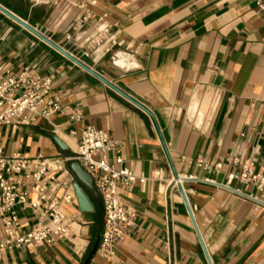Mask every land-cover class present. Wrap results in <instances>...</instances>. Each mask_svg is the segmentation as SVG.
I'll list each match as a JSON object with an SVG mask.
<instances>
[{"label": "crops", "instance_id": "0c3cea01", "mask_svg": "<svg viewBox=\"0 0 264 264\" xmlns=\"http://www.w3.org/2000/svg\"><path fill=\"white\" fill-rule=\"evenodd\" d=\"M0 2L64 45V34L83 13L52 0ZM91 10L95 18L106 14L117 45L83 59L152 114L0 11V66L53 76L52 94L63 105L32 124L0 126L3 151L70 156L92 125L122 143V161L112 151L109 162L149 177L119 189L121 201L135 212L131 235L113 258L96 249L89 264H210L200 235L213 264H264V206L256 208L247 196L264 200V186L230 178L244 165L264 175V10L252 0H97ZM114 51L128 59L115 64ZM76 114L79 120L72 119ZM69 163L63 164L71 170ZM155 171L159 178H151ZM58 175L70 183L58 194L74 195L62 205L71 218L70 236L8 250L0 264H85L103 226V201L95 187L81 183L94 209L80 210L75 173ZM177 175L200 235L173 185ZM19 213L25 231L35 218L30 209Z\"/></svg>", "mask_w": 264, "mask_h": 264}, {"label": "built area", "instance_id": "2783aa9c", "mask_svg": "<svg viewBox=\"0 0 264 264\" xmlns=\"http://www.w3.org/2000/svg\"><path fill=\"white\" fill-rule=\"evenodd\" d=\"M52 1L74 4L83 10L64 34L65 45L60 43L64 47L71 44L73 49L68 48L74 55L83 59V56L89 57L98 51L110 52L117 45L111 35V26L105 22L106 14L93 17L91 7L97 0ZM252 1L259 10H264V0ZM111 58L118 64L120 58L127 60L128 56L114 51ZM53 84L51 75L40 76L29 69L12 73L0 66V126L32 124L38 116L49 118L60 112L63 105L60 96L52 94ZM72 119L79 120L80 116L73 115ZM121 149L122 143L111 138L105 129L92 125L83 129L70 156L28 157L19 152L9 155L0 146V255L14 248L31 249L70 236L71 218L65 214L62 205L71 204L74 195L68 192L58 194L59 190L70 185L59 178L58 172L72 173L63 163L77 160L91 175L103 201V229L97 252L113 258L116 246L131 235L135 225V212L121 201L119 189L149 179L137 175L131 165L116 167L109 162L108 154L112 151L117 153V160L122 161ZM197 161L202 163L201 158ZM160 173L155 171L151 178H159ZM230 178L254 183L259 189L264 186V175L249 165H244L240 173H231ZM178 182L179 179L173 185L178 186ZM28 185L31 189L27 188ZM32 192L36 195L34 199L29 197ZM247 196L256 200V208L264 206V200L258 196ZM19 209H30L35 218L25 231H21Z\"/></svg>", "mask_w": 264, "mask_h": 264}, {"label": "water", "instance_id": "95a60500", "mask_svg": "<svg viewBox=\"0 0 264 264\" xmlns=\"http://www.w3.org/2000/svg\"><path fill=\"white\" fill-rule=\"evenodd\" d=\"M0 11L4 15L8 16L9 18L13 19L15 22L20 24L22 27L26 28L27 30H29L30 32L35 34L38 38H40L44 42L48 43L52 48H54L55 50H57L58 52H60L61 54H63L64 56H66L67 58L72 60L73 62H75L77 65H79L80 67H82L83 69H85L86 71H88L89 73H91L92 75H94L95 77H97L98 79L103 81L104 83H106L108 86H110L112 89H114L115 91L120 93L122 96H124L125 98H127L131 102H133L135 105H137L140 108L144 109L149 114H152V112L145 105H143L137 99H135L134 97H132L131 95L126 93L120 87H118L117 85L112 83L110 80H108L106 77H104L100 72H98L96 69H94V67H92L90 62H88L85 59H81L78 56L74 55L69 50L68 47L62 46L58 41H56V39H54L50 35L46 34L44 31H42L41 29L37 28L36 26L32 25V23L30 21H28L26 18L18 15L14 10H12L9 7L5 6L1 2H0ZM55 140H56V142L58 143V145L62 149H65V150L68 149V145H67V143L65 141H63L62 139H60L58 137H56ZM69 164H70L71 170L75 173V175L77 177V180L74 182V188H75V195H76V198H77V201H78L79 208L82 211H92L94 209V206L91 203L88 195L86 194V192L84 191V189L82 188V185H81V183H82V184H84V185H86L88 187L94 188L92 177L80 165V163L77 160H72V161H70ZM177 178L179 179L178 175H177ZM178 187H179V190H180V192H181V194H182V196H183V198L185 200V203L188 206L190 215L192 216V219L194 220L195 227L198 230V233L200 235L198 226H197V224L195 222V219H194L191 207H190V203L188 201L187 195H186V193L184 191V188L182 186L181 181H179ZM102 229H103V226H101L100 229H99V235H98V238H97V241H96L95 248L93 249L92 253L89 255V257L86 260L85 264H89L90 260L92 259L93 255H94V253H95V251H96V249H97V247H98V245L100 243V239H101V235H102ZM200 238H201V242H202L203 248L205 250V253L207 255V258L209 260V263L213 264L201 235H200Z\"/></svg>", "mask_w": 264, "mask_h": 264}, {"label": "rangeland", "instance_id": "374dc122", "mask_svg": "<svg viewBox=\"0 0 264 264\" xmlns=\"http://www.w3.org/2000/svg\"><path fill=\"white\" fill-rule=\"evenodd\" d=\"M23 4V3H22ZM24 5V4H23ZM3 14V13H2ZM4 15V14H3ZM47 34V33H46Z\"/></svg>", "mask_w": 264, "mask_h": 264}]
</instances>
